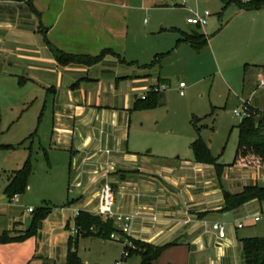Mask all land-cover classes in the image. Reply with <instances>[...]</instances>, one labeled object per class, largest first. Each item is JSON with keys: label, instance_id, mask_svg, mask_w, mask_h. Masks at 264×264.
<instances>
[{"label": "crops", "instance_id": "crops-1", "mask_svg": "<svg viewBox=\"0 0 264 264\" xmlns=\"http://www.w3.org/2000/svg\"><path fill=\"white\" fill-rule=\"evenodd\" d=\"M144 2L0 0V88L9 83L40 93L37 136L41 148L51 164L67 173L64 181L39 185L34 192L37 201L63 205L54 209L45 206L49 210L35 235L0 242L1 264H43V260L66 264L75 212L96 214L105 183L114 188L115 210L136 215L129 238L158 246L178 243L164 250L153 264H244L241 239L253 237L251 233L240 235L232 228L225 238H219L211 223L224 222L250 205L256 208L254 215L264 211L258 212L264 205L258 200L221 210L224 190L238 193L247 185H264V165L232 164L220 180L216 167L197 162L194 153L193 160L170 161L165 159L168 154H157L155 159L153 150H147L150 136L144 115L136 113L164 105L166 90L158 93L155 107L137 109L135 105L152 86L168 84L159 78L152 80L150 88L140 86L146 83L142 77L147 62L140 61L136 53L138 41L154 33L137 21L138 14L140 18V12L148 10ZM243 11L238 8L237 14ZM194 26L189 31L162 29L171 32L166 47L191 46L186 42L177 45L178 31L204 33L209 44L211 36L202 32L201 26ZM104 49L114 53L93 65H63L57 59L61 51L97 55ZM140 88L147 91L140 95ZM194 118L198 126L202 118ZM19 203L26 205L22 199ZM28 208L26 213L25 208L17 212L0 206V235L8 232L19 238L18 231L26 232L36 214ZM241 221H236V227ZM116 225L120 230V224ZM211 246L217 248L215 258L209 253Z\"/></svg>", "mask_w": 264, "mask_h": 264}, {"label": "rangeland", "instance_id": "rangeland-1", "mask_svg": "<svg viewBox=\"0 0 264 264\" xmlns=\"http://www.w3.org/2000/svg\"><path fill=\"white\" fill-rule=\"evenodd\" d=\"M144 3L148 10L141 11L137 21L154 33L138 41L136 53L140 61L147 62L142 77L146 83L140 86L150 88L152 80L159 78L168 84L164 105L136 113L139 117L144 115L145 129L150 136L147 150H153L155 159L157 154H168L165 159L170 161L193 160L191 143L200 128L201 137L217 162L225 165V170L234 162L239 144V123L243 118L234 110L242 109L246 100L264 108V85H260V79H264V9L237 14L235 4L224 8L222 0H145ZM206 10L211 15L201 30L211 36L209 44L198 50L189 45L166 47L171 32L162 29L192 30L196 26L187 23L188 17L195 11L203 13ZM134 47L132 44L131 48ZM179 80L187 84L183 96L178 90ZM141 88L140 95L147 91ZM39 94L27 87H11L9 83L4 89L0 88V206L6 205L17 212L25 208L29 213V206L38 210L41 206L54 209L63 205L44 204L34 195L39 185L64 181L67 176L59 166L50 163L41 148L37 136L42 112ZM195 116L202 118L197 128L193 124ZM29 158L32 173L26 191L15 203L7 197L2 199L8 175L24 167ZM20 199L26 201L25 206L19 205ZM261 208L264 209V205L258 207V212ZM255 210L254 205L246 206L240 214L228 217L224 221L227 230L233 228L240 235L249 232L251 236H263L264 219L255 221L252 218ZM238 219L244 221V228L236 227ZM74 228L75 224L71 223L72 232ZM21 233L18 231L22 236ZM73 237L78 238L75 247L84 264H115L125 248L122 241H102L79 233ZM209 253L215 258L217 248L211 246ZM140 261V255H133L127 264H139ZM43 264L49 263L43 260Z\"/></svg>", "mask_w": 264, "mask_h": 264}, {"label": "trees", "instance_id": "trees-1", "mask_svg": "<svg viewBox=\"0 0 264 264\" xmlns=\"http://www.w3.org/2000/svg\"><path fill=\"white\" fill-rule=\"evenodd\" d=\"M222 2L224 8L228 7L230 4H235L239 9L244 10H259L264 7V0H222ZM178 32L180 36L177 40V45L186 42L198 50L208 44L209 37L204 33L189 34L184 31ZM108 53H114V51L111 49H104L97 55L73 54L61 51L57 54V59L63 65L71 63L93 65L103 60ZM157 95L158 92L149 90L147 92V98L139 99L135 108L146 109L155 107L158 103ZM245 103L249 104L250 113L244 116L239 123V144L233 164H240L243 162L244 164L264 165V112L255 109V107L249 103V100H246ZM195 120L196 119H193V124L197 128V122ZM197 132L198 136L191 144L195 160L200 163L214 165L218 177L221 180L225 165L217 162L210 147L201 137L200 128H197ZM31 173L32 164L29 158L24 167L11 173L9 183L4 191L6 196L11 198L15 194H23L28 187ZM223 197L224 206L221 209L222 211L234 210L252 200L264 202V185H247L238 193H231L224 190ZM48 210L49 209L45 206L36 210L30 228L24 232L22 236L19 238L12 237L8 232H4L0 235V242L7 243L35 235L38 231L39 222L45 218ZM75 225L79 228V234H83L84 237L93 236L102 239H110L112 233L119 231L114 219L105 218L86 210L80 211V214L75 218ZM130 240L134 245V247L131 248L130 256L140 255L141 262L139 264H153L164 250L178 244L176 241H173L158 246L133 238H130ZM241 241L243 244L244 264H264V235L246 237L241 239ZM77 243L78 238L71 236L66 264H84L75 248Z\"/></svg>", "mask_w": 264, "mask_h": 264}, {"label": "built area", "instance_id": "built-area-1", "mask_svg": "<svg viewBox=\"0 0 264 264\" xmlns=\"http://www.w3.org/2000/svg\"><path fill=\"white\" fill-rule=\"evenodd\" d=\"M182 1L184 2L185 0ZM210 15L211 13L208 10L204 11L203 13H201L200 11H195L193 13V16L189 17L187 21L192 25L205 26L208 23V18ZM260 85H264L263 78L260 79ZM186 87H187L186 82L179 80V93L181 95L186 94L185 93ZM166 88L167 85L165 83H159L152 86L149 90L160 93L162 91H165ZM141 98L146 99L147 93L142 95ZM245 102L243 104L242 109L234 110V113L236 115H240L242 117L249 115L250 107L249 104ZM76 185L80 186L81 182L76 183ZM18 198H19V194H15L10 198V201L15 203L18 201ZM114 203H115V192L113 186L109 183L103 184L100 188V204L96 214L101 215L105 218L114 219L117 223L120 224V230L116 233H112L111 238L117 241H122L125 248L120 260H117L115 264H127L128 258L130 257L131 248L134 247L133 242L129 238V235L131 232L133 220L136 215L132 213H120L116 211L114 207ZM33 210H34L33 207L28 208V211L30 212H32ZM80 211L81 210H77L75 212L76 217L80 214ZM252 218L255 221L264 219V211H261L256 215H253ZM244 226H245L244 221L237 223L238 228H242ZM211 229L217 233V236L219 238H225L227 235V225L224 222L216 221L211 223ZM76 233H80V231L79 228L75 225V228L73 230V235H75Z\"/></svg>", "mask_w": 264, "mask_h": 264}]
</instances>
